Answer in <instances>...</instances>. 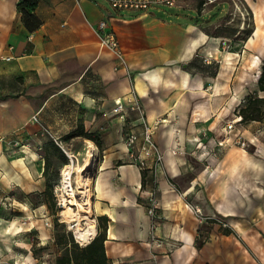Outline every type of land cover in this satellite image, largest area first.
I'll use <instances>...</instances> for the list:
<instances>
[{
	"label": "crops",
	"instance_id": "crops-1",
	"mask_svg": "<svg viewBox=\"0 0 264 264\" xmlns=\"http://www.w3.org/2000/svg\"><path fill=\"white\" fill-rule=\"evenodd\" d=\"M18 2L0 0V164L13 138L24 140L40 127L41 139L47 137L57 149V164L64 165L65 153L53 136L77 158L90 151L92 215L96 230L101 217L113 264H264V157L248 156L234 144L243 139L264 152L258 139L264 121L237 122L227 145L217 146L220 153L205 155L201 148L223 138L224 123L249 96V76L255 96L264 97L257 87L264 54L248 46L253 30L241 51L250 61L254 54L261 57L258 71L249 62L237 81L234 56L222 62L231 53L223 50L222 40L229 39L216 24L229 1L178 0L173 7L142 12L114 10L106 0H39L32 13L41 25L32 32ZM243 6L253 13L247 0ZM101 20L119 40L127 70L116 69L113 51L100 47ZM243 32L240 27L230 37ZM131 94L148 121L165 119L153 135L163 154L159 170H141L128 157L124 134L128 128L140 130L135 114L129 122L111 113L115 98ZM35 113L38 122L32 120ZM77 129L96 140L69 137ZM152 190L159 216L154 233L167 243L161 247L150 238L146 206ZM191 205L227 225L200 223ZM9 221L0 215L2 227ZM7 238L0 231V261L12 246Z\"/></svg>",
	"mask_w": 264,
	"mask_h": 264
},
{
	"label": "rangeland",
	"instance_id": "rangeland-1",
	"mask_svg": "<svg viewBox=\"0 0 264 264\" xmlns=\"http://www.w3.org/2000/svg\"><path fill=\"white\" fill-rule=\"evenodd\" d=\"M202 1L209 3V0ZM227 1L230 4L229 8L225 6L218 14V17H221V22L216 24V29L230 40V42L229 40L225 41L222 46L223 50H228L232 54L227 53L222 62H228L229 57L227 56H234L232 60L236 62L237 81H239L249 62L258 71L261 57L254 54L250 61V55L242 53L241 50L245 35L251 30L254 33L256 31L258 21L255 11L258 10L259 16L264 18V0H247L253 13L249 8L243 6V0ZM240 27H244L243 34L237 39H232L230 33ZM254 33L248 40V46L251 48L253 47L250 46V41L256 38ZM252 79V77H248L247 93L249 96L245 94L238 106L246 105L249 98L254 97L257 93L255 82ZM65 106L70 108L71 103L68 101ZM258 139L264 142V136H258ZM12 140L8 148L3 151L6 161L2 165L0 164V215L10 220L9 223L4 224V227L0 225V231L7 234V241H10L12 246H10L8 258L0 261V264H55V257L60 252L59 246L55 243L57 235L67 239V234L71 233L79 245H85L77 241L70 224L62 215L64 208L59 206L56 201L54 186L60 185V170L63 165L52 164V160L56 156L55 150L47 137L41 139V127L37 130H30L24 140L18 138ZM73 142V148L76 150L79 140L75 139ZM243 150L248 156L264 157L262 156L264 152L254 144L246 145ZM82 156L85 155L78 156L76 164H79V161L83 162ZM41 160L50 162L45 175L41 174V167H44ZM91 172V169H88L84 174L92 186ZM75 176L74 174L73 184L76 181ZM73 208L77 209L76 206Z\"/></svg>",
	"mask_w": 264,
	"mask_h": 264
},
{
	"label": "built area",
	"instance_id": "built-area-1",
	"mask_svg": "<svg viewBox=\"0 0 264 264\" xmlns=\"http://www.w3.org/2000/svg\"><path fill=\"white\" fill-rule=\"evenodd\" d=\"M111 8L114 10H135V11H142L148 12L152 8L157 7H173L176 5L178 0H106ZM96 33L99 39V45L103 48H108L116 56L118 64L116 69L124 68L127 70V61L125 58V54L119 44V40L117 39L114 32L108 28V24L106 20H101L98 23ZM225 41L222 40V45H224ZM224 49V47H223ZM132 95V96H131ZM130 97H118L114 99V105L111 109V113L118 115L121 117L123 121L132 122L131 119L132 114H135L136 121L138 120L140 124V130L136 131L132 128H128L124 134V142L128 149V157L129 159L135 163L139 169L147 170V169H155L159 170L161 168V162L163 158V154L159 151L157 144L153 138L155 130L157 129L158 125L165 121L164 118L160 116H156L152 121L147 120L146 113L141 106L137 97L131 94ZM38 113H35L32 116V120L38 122L37 118ZM134 120V121H135ZM242 120L241 115L238 113L235 116L227 120L223 125V138H219L216 140L217 144L212 147H206V145L201 146L203 148V153L205 155H214L221 152V149L218 147H223L227 145V136L229 135V131L233 128V126ZM132 124V123H131ZM43 130L48 132V130L43 127ZM49 133V132H48ZM3 137H0L2 140ZM54 141L56 144L62 148L64 151L68 161H75L78 162V158L74 153L66 151L62 144L58 141L57 137H54ZM234 144L239 145L240 147H245L248 143L243 139H235ZM202 143H199V146ZM218 146V147H217ZM173 152H176V149H173ZM57 186H54V193L56 194V201L59 206H61L62 200L57 192ZM148 203L146 206L147 213L151 219V243L155 245V247H161L166 245L163 240L159 239L155 235V230L157 227V218L159 216L156 213L157 208V198L154 191H149L147 194ZM190 208L193 212L197 215L198 220L200 223L205 221L211 220L213 222L219 223L221 226H226L227 223L222 221L216 216H207L201 213V210L196 205H191ZM169 244V243H168ZM170 248L173 247V244L168 245Z\"/></svg>",
	"mask_w": 264,
	"mask_h": 264
},
{
	"label": "trees",
	"instance_id": "trees-1",
	"mask_svg": "<svg viewBox=\"0 0 264 264\" xmlns=\"http://www.w3.org/2000/svg\"><path fill=\"white\" fill-rule=\"evenodd\" d=\"M39 0H19L17 3V9L22 14L23 23L29 31H35L41 25V20L36 17L32 10L36 7ZM257 87L259 90L264 91V59H262L260 74L257 79ZM235 112L241 115V121L258 120L264 121V97L254 96L250 97L246 105L238 106ZM83 135L85 137L96 140L94 136L86 135L78 129L69 134L70 136ZM50 142V141H49ZM51 143V142H50ZM57 154V149L51 143ZM64 158L62 163H67V157L63 154ZM56 164V161L52 160V164ZM50 162L44 161V167L42 175L47 173V169ZM45 204L50 210L51 207L47 202ZM101 217H97V233L96 235L85 245H79L72 237L71 233H68L67 239H63L60 235L55 237V243L59 246V254L55 257V264H113L110 258L105 252L104 241L105 227L100 223Z\"/></svg>",
	"mask_w": 264,
	"mask_h": 264
},
{
	"label": "bare ground",
	"instance_id": "bare-ground-1",
	"mask_svg": "<svg viewBox=\"0 0 264 264\" xmlns=\"http://www.w3.org/2000/svg\"><path fill=\"white\" fill-rule=\"evenodd\" d=\"M255 12L258 21L255 31L256 38L250 41V46L262 51V53L259 51L262 56L264 54V18L259 16L258 10ZM90 164V151L85 155L82 163L75 164L74 161H69L64 164L60 170V185L57 186V192L62 200L61 206L64 208L62 215L70 224L77 241L81 244L90 242L97 231L95 216L91 215L92 186L84 174ZM74 174L76 175L75 184L72 182ZM73 206H76L77 209Z\"/></svg>",
	"mask_w": 264,
	"mask_h": 264
}]
</instances>
